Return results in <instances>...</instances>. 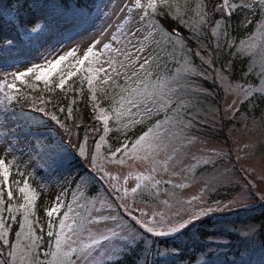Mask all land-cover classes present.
Instances as JSON below:
<instances>
[{
    "label": "snow or ice",
    "instance_id": "snow-or-ice-1",
    "mask_svg": "<svg viewBox=\"0 0 264 264\" xmlns=\"http://www.w3.org/2000/svg\"><path fill=\"white\" fill-rule=\"evenodd\" d=\"M260 3L261 7L264 8V0H260ZM237 6L248 7L249 5L246 3L234 5L229 0H223L222 4L216 6V11L221 16L225 14L230 16L234 7ZM172 7L173 5L169 3V0H146V3H143L142 0H133L132 8H128V11L131 12L133 8L140 10L139 21L142 27L148 29V35L145 36L146 40L149 36L154 38L155 35L161 34L164 42L172 43V34L165 33L155 20V17L160 14V8L171 9ZM51 8L54 11L59 9L56 17L57 23L77 24L81 22L80 17H84L83 22H87L89 15L85 9L72 5L61 6L53 3ZM105 15H107V12ZM197 16L199 17V23L201 25L210 22L203 4L198 5ZM175 18L180 19L181 23L185 24V26H189L182 18L179 6H176ZM40 20L45 21L44 25L39 22ZM145 21H147L146 25ZM5 22L10 26L11 32L0 40V57H10L14 54V50L23 44L24 41L38 39L42 35L44 28L47 27L48 18L47 16L34 18L28 21L32 25L28 27L17 15L10 14L6 16ZM214 23L219 27L222 22L221 20H215ZM119 27H123V25ZM260 27L262 32H264V25ZM113 38L115 39V36ZM99 43L100 41H95L94 44L88 46L80 57H76L77 49H73L66 55L60 56L54 62L49 61L46 66L33 65L27 68L26 72H16L13 74L14 79L12 82H7V77H5L4 82H0V93H3L5 84L9 91L15 90L16 81H22L29 74H35L37 81H45V88L48 91L54 92L56 88L63 90L66 81L75 75V73L69 71L65 74L61 69L59 83L55 84L53 88H48L47 80L53 73L57 72L64 61L69 57H74L76 58V64L73 67L79 65L77 68L78 72L88 73L86 79L89 85V91L92 93L89 100L92 102L94 118L103 122V130L107 134L110 131V117L96 104V86L94 85L96 73L103 71V69L95 70L92 66L97 61V53L94 51V47ZM157 43H160V41H157ZM103 47L104 49H109L110 45L104 44ZM139 51H143V47ZM177 54L184 57V72L194 71L191 61L188 59L190 51L183 45L174 46L170 55L176 56ZM196 55L200 57L203 63L211 64V60H206L205 57L200 56L199 51L196 52ZM151 61L152 57H148L145 58L144 63L140 64V70L145 71V75L142 78L135 71L132 73V77H136L135 80L132 77H128L126 86L120 90L119 106L117 107L114 104L111 111L118 125L122 122V118L125 115L140 116V120H131L129 125L124 126L125 129L135 123L151 120L154 115L158 116L160 112L165 113L164 119H157L154 124H150L135 139L121 143L114 151L109 148V154L107 156L100 151L102 146L101 142H96L95 151L88 145L87 128H85L84 140L80 141L77 139L75 144H73L71 140L72 131L73 129L81 127L80 123L74 122L70 126L65 121H61L56 114L45 112L43 107L36 109L37 111L44 112L51 121L55 122L64 130L65 134L69 137L68 145H72L76 149L78 156L89 163L91 173H103V175H100V179L106 182L108 191L115 199L109 202L107 195L100 196L97 193L96 197H93L90 201L93 206L97 200L100 203V207L94 208V210L101 212L104 209H108L111 212H116L115 215L93 217L91 215L92 210L90 209L87 216L82 215L78 209L83 207V205H79L78 201H76V196L79 194L80 199L86 198L84 191L87 188V181L84 177H81L77 183V190L73 194L75 207L73 202L67 203L66 210L59 217L58 223L53 217L60 212L61 208L65 207L64 201L60 197H55L56 203L46 211V216L49 218L47 234L50 238L54 237V240H49L48 251L43 254L45 260L39 259L40 253L38 249L42 236L36 235L35 225L38 221L32 219L35 216L37 195L31 190L28 179L24 178L25 173L20 171L18 160L14 153L26 152L28 161L30 163L38 162L39 167L46 173H58L66 169L69 153L63 141L60 144H49L36 136L33 128L38 127L40 123L38 121H25L23 124H20L13 113L10 117L13 123H8L9 116L7 114L9 113V107L5 104V100L10 105L13 100L19 102V97L4 93V99H0V114L4 115L6 122L0 125V139L7 144V147L4 148V156L0 157V264H107L108 261H111L112 256L125 250H130L132 245L143 238L137 226L144 233H149L157 237L182 235L183 231L196 220L214 211H223L230 206H221L217 202L215 206L199 207L198 209L189 210L186 214L182 215L181 213H177L174 216L169 215L165 210L157 211L155 209L149 214L139 206L137 199L141 198V202H143L145 194L149 198L159 197L158 185L161 181L155 180L154 178V174L158 171L156 156L166 148L164 140L168 134L169 126L178 125L182 122V113L185 108L183 102L178 99H173L177 93V89L172 87L177 82L175 78L158 74L155 79H152L153 73L150 70H146V65H149ZM261 69L260 75L262 80H264V64L261 65ZM109 79H111V76H106L105 83ZM258 90L264 94V82H262ZM252 91V88L245 89L244 95L248 96ZM40 103L44 104L45 101L41 99ZM173 104H175V107H173ZM33 107H35V104H33ZM133 109H136L135 113H133ZM63 110L62 108L61 111ZM72 113L73 108L70 104L68 106V115L65 119H73ZM95 130L93 128V131ZM116 130L121 131V128L117 127ZM27 137H36V143L27 140ZM21 139H25L26 143L21 144ZM103 140L104 136H101L100 141ZM117 153H122L119 159H117ZM8 155H12L11 160L7 159ZM124 157H129L133 160H143L145 162L150 161L152 165L149 172L136 175L137 182L131 188L127 184V176L121 182L120 177L104 170L103 164L101 163L107 160L109 163L123 165L125 163ZM14 167L16 168V174L21 177V181H15V183L17 184L18 191L23 194L24 199V203L18 206L12 204V200L14 199L12 184L14 181L10 178L12 176L11 169ZM21 182L23 183L22 187L19 186ZM167 183H171V181H167ZM174 187H181V185H174ZM5 188H7V201L5 200ZM171 195L175 197L176 194L173 192ZM196 199L197 197H192L187 203H193ZM261 199H264V194H261ZM161 203L167 205L168 201L165 200ZM118 209L123 210L127 219L119 214ZM5 211L7 212V217L5 216ZM17 213L21 216L19 221H17ZM184 215L187 218H184ZM8 221L19 224V229L15 231L16 238L14 241H10L9 239L11 224ZM108 221H111L113 226L106 228L99 235L92 233L87 228L89 224L107 223ZM85 232H87L86 237L84 236ZM114 240H118L119 244L113 245L111 242ZM105 241L109 242L108 247H105ZM145 243L147 244V241ZM145 250L150 249L146 248ZM160 254L165 255L166 253ZM204 255L206 258L201 264H223L218 258H213L211 253ZM249 256L250 253L247 251L242 252L239 259L233 260L231 264H255L254 261L249 259ZM260 264H264V260H261Z\"/></svg>",
    "mask_w": 264,
    "mask_h": 264
},
{
    "label": "rangeland",
    "instance_id": "rangeland-1",
    "mask_svg": "<svg viewBox=\"0 0 264 264\" xmlns=\"http://www.w3.org/2000/svg\"><path fill=\"white\" fill-rule=\"evenodd\" d=\"M0 1L4 3L10 2L7 8L2 9L6 19L7 15H16L18 3L20 5L24 0ZM142 2L146 3V0H142ZM95 3L100 4L99 14L102 13L99 21L100 25L93 29L86 27L71 33L72 24L66 25L64 23H57V18H54V10L52 8L49 10V13H42L41 6L43 0H28L25 9H32L34 12H38L39 17L47 16V27L44 28L42 35L38 39L29 41V46L33 45L34 50L23 54L24 51L30 49L27 48L18 55V58L10 56L13 59L8 60V62L4 60L9 66L7 64H0V66H3L0 67V82H4L5 77H7V82H12L14 73L26 72L27 68L33 65L46 66L49 61L54 62L56 59H59L60 56L66 55L73 49H77L76 57H80L82 52L86 50L88 46L94 44L95 41H100V43L96 44L94 47V51L97 55L98 53L109 54V49H104V44L110 46H118V44L123 45L124 39L130 37L136 42L142 39V36L148 34V29L142 27L139 21L140 10L133 8L131 12L128 11V8H132L133 0H96ZM241 3L249 5V12L245 14L243 22V25H246L252 19L254 12L261 7V3L260 0H241ZM125 5H127V7H125ZM121 9H123V11H121ZM106 12L107 15H105ZM39 22L42 25L45 23L44 20H40ZM146 23L147 21H145V25ZM120 25H123V27H119ZM261 25H264V12L262 20L256 25L253 33L237 42L240 50L243 49L246 54H250L252 59L251 65L256 67L255 72L259 74V80L256 82L249 81L248 83H240L239 85V82H231L219 69L213 68V75L217 78L223 90V94L220 98V106L216 105L210 107L207 112L204 111L201 113V117L198 118L201 122L218 127V114L221 113L224 118L233 122L226 131L230 137L228 138L230 146L226 143L224 144L222 141L223 139L214 140L193 132L186 126L189 125V123L184 119L178 125H170L168 134L164 140L166 148L160 151L156 156L158 171L154 174V178L155 180L161 181L158 185L159 197L149 198L147 194H145L143 202H141V198H138L137 202L144 211L151 214L153 209L157 211L165 210L169 215L174 216L177 213L183 215L189 210L198 209L199 207L215 206L217 202L214 200L220 199L221 197L223 198V201L219 200L221 206L247 207L257 204V212L264 211L261 209L262 205L259 204L261 203L260 201L264 203V199H261V194H264V116L262 112L258 113V115L255 113V109H261L257 100L263 99L264 96V94L258 90L262 82H264L260 75L262 71L261 65L264 64V32H262ZM133 27H135L134 31L130 32ZM129 32L130 34H128ZM114 36L115 39L113 38ZM18 48L15 49L14 52L17 50L21 51V49ZM117 53L119 52L117 51ZM205 59L207 60L209 58L205 57ZM67 60H69V63L63 72L66 74L71 71L76 74L77 68L79 67V65L73 67V65L76 64V58L69 57ZM9 61H13L14 65ZM64 62L62 63L63 65ZM104 64L113 65L114 60L108 55L106 63ZM101 65L102 63L96 61L93 68L99 70ZM205 65V70H200L193 65L192 68L194 71L188 72L186 79H189L188 75L194 74L211 77L212 72L207 69L209 64L205 63ZM182 68L184 72V64ZM59 79L60 74L57 76V83H59ZM48 81H51V76L48 78ZM174 85L175 84H173L172 87H174ZM187 85L190 87V90H201V95H206L207 93L205 89L202 90L203 88L197 86L191 79L187 81ZM248 88H252L253 91L248 96H245L244 90ZM4 93L9 94L6 84L3 93H0V99H4ZM191 96L200 98V95L197 93L191 94ZM10 111L12 110L10 109ZM132 111L134 113L136 109ZM262 111H264V107ZM190 116L196 119L195 115ZM136 117L137 115H125L123 119L127 122L130 118ZM16 118L19 121V117L16 116ZM5 122L4 115L0 114V125H3ZM11 123H13V121ZM26 139L30 140L32 143H36V137H27ZM96 142H101L102 146L100 151L103 153L102 148L105 141H100V139H98ZM20 143L25 144L26 140L21 139ZM95 144L93 151H95ZM6 147L7 144L0 139V157L4 156V148ZM14 155L17 157L20 171L25 173L24 178L27 179L30 173H32V175L35 174V178L37 180L39 179L42 185L45 186V215L46 211L56 203L55 197H60L61 200L64 201L65 207L61 208L60 212L53 217L57 223L59 217L62 216L63 212L66 210L67 203H74L73 194L77 190V183L80 181L81 177H84L87 181V188L90 183L95 182L97 185H95V189H93L94 192L89 193V195L86 194V190L84 191L85 199H80L79 194H77L76 201H78L79 205H83V207L78 209L79 212L87 216L91 209V215L93 217L116 214V212H111L108 209L96 212L94 208L100 207L99 201L97 200L94 206L90 202L93 197H96L97 193H99L100 196L107 195L109 202L115 199L108 191L106 182L103 180L106 185V191L99 182L98 178L100 175H103V173L95 176L93 173L84 172L72 187L70 177L63 176L59 178V172L46 173L39 167L38 162L30 163L28 161L26 152H17L14 153ZM121 155L122 153H119L117 159H119ZM169 157H171V159H169ZM7 159L11 160L12 155H8ZM124 160L125 163L123 165L119 163H109L107 160L101 163L103 164L104 170L112 175L120 177L121 182H123V178L127 176V184L129 188H131L134 187L137 182L136 175L149 172L152 165L150 161L133 160L129 157H124ZM11 172L15 181H21L19 175L15 176V167L11 169ZM73 174H75V171ZM167 181H171V183H167ZM174 185H181V187H174ZM19 186L22 187L23 183L21 182ZM29 186L33 191L30 183ZM13 189L17 196L22 199L20 204L24 203L23 194L18 191L16 183ZM173 192L176 194L175 197L171 195ZM192 197H197L196 201L187 203ZM165 200L168 201L167 205L161 203ZM119 210L120 209H118V212L120 214ZM125 218L127 219V217ZM184 218H187V216L184 215ZM47 219L46 226L43 229V238L38 249L40 260H45L43 254L48 251L49 240H54V237L50 238L47 234L49 218L47 217ZM112 226V222L108 221L107 223L89 224L87 228L92 233L99 235L104 232L106 228ZM138 230L142 233L143 238L132 245L130 250H125L112 256L111 261H108L107 264H147L149 250L146 251L145 249L150 248L152 237L157 236H153L149 233H147V236L139 227ZM35 233L39 236L36 231ZM209 234L210 235L205 238H199L196 235L192 237V246L189 245L188 249L191 252H195L190 254V258L188 257L183 261L177 260L174 255L175 251L173 252V250H175L174 248L157 246L154 264H201L206 258L204 254L207 253H211L213 258H218L223 264H231L233 260L239 259L240 254L245 251L250 253L249 259L254 261L255 264H260V261L264 260V236L258 231L256 223L253 222L250 217L246 218L241 224L220 225V227L216 228L215 233ZM84 236H87V232L84 233ZM15 238L16 237H14V240ZM44 238L46 242H43ZM145 241H147V244ZM111 243L113 245H118L119 241L114 240ZM104 244L105 247L109 246L108 241H105ZM160 253L166 254L161 255Z\"/></svg>",
    "mask_w": 264,
    "mask_h": 264
},
{
    "label": "trees",
    "instance_id": "trees-1",
    "mask_svg": "<svg viewBox=\"0 0 264 264\" xmlns=\"http://www.w3.org/2000/svg\"><path fill=\"white\" fill-rule=\"evenodd\" d=\"M95 1L96 0H43L41 6L43 12H39L43 14L49 13L53 3L61 6L72 5L77 8H83L89 14L87 22H83L84 17H80V23L72 24L71 33L86 27L93 29L100 25L99 21L101 16V14H97V16L93 14L97 5ZM229 2L234 5L241 4V0H229ZM27 3L28 0H24L20 5L18 3L16 15L26 26L31 27L32 25L29 24L28 21L39 17V13L34 12L32 9H25ZM169 3L172 4L173 7L171 9L160 8V14L155 17V20L165 33L172 34V43L164 42L161 34L155 35L154 38L149 36L146 40L145 36H147V34L136 42L130 37L124 39L123 45H111L109 47V54L98 53L97 55V61L102 63L99 69H103V71H98L96 79L94 80V85L96 86V104L110 117V131L107 134L104 133L103 122L94 118L92 102L89 100L92 93L89 91V85L86 79L88 73L86 72L80 73L77 71L73 77L66 81L63 90L60 88H56L54 92L46 90L45 81H35L32 74L27 76L23 81H18L15 90H8L9 95L19 97V102L13 100L11 104L8 105V102L5 100V104L9 107V113L7 114L9 120L7 122H12L10 117L13 113L15 116L19 117L20 124H23L25 121H38L40 123L38 127L33 128V132L40 137V140L49 144H60L61 141H63L69 154L67 157L66 169L61 170L58 177H72V187L84 172L89 173L91 171L89 163L78 156L76 149L72 145H68L67 142L69 137L65 134L64 130L55 122L51 121L44 112L37 111L36 109L43 107L45 112L56 114L61 121H65L70 126L74 122L80 123L81 127L73 129L72 131L71 140L73 144H75L77 139L80 141L84 140L85 128L88 129V145L92 150L96 141L100 139L101 136H104L105 143L102 150L104 155L107 156L109 148L114 151L121 143L135 139L142 131L146 130L150 124H154L157 119H164L165 113L160 112L158 116L154 115L151 120L135 123L125 129V125H129L131 120H140V116L137 115L136 118H130L127 122L124 121L123 117L122 122L118 125L111 111L114 104L117 107L119 106L120 90L122 87L126 86L128 77H132L134 71L137 72L138 76L141 78L145 75V71L140 70L139 66L144 63L145 58L148 57H152V61L149 65H146V70H150L153 73L152 79H155L158 74L176 79L177 82L174 83V88L177 89V93L173 99H178L185 104L182 116L183 119L189 123V125L186 126L193 132L208 138L214 140L223 139V143L230 146V141L228 140L230 137L226 131L233 122L224 118L221 113L218 114V127L201 122L198 118L201 117V113L204 111L207 112L210 107L216 105L220 106V98L223 94V90L217 78L213 75V68L219 69L231 82H239V85L240 83H248L249 81L256 82L259 80V74L255 72L256 67L251 65L252 59L250 54H246L243 49L240 50L237 42L253 33L256 25L262 20L264 8L259 7L254 12V15H252L250 22L243 25L245 14L249 12V6L234 7L230 16L227 14L221 16V14L216 11V6L222 4L223 0H169ZM9 4L10 2L4 3L0 1V40L11 32L10 26L3 23L1 17L2 9L7 8ZM200 4L204 5V10L207 11L210 21L203 25L199 23V17L197 16V8ZM176 6H179L182 18L189 26H185V24L181 23L180 19L175 18ZM58 11L59 9L54 11V18L57 17ZM215 20H221L222 23L219 27L214 23ZM134 29L135 27H133L130 32H133ZM130 32L128 34H130ZM157 41H160V43H157ZM29 43V41H26V43L21 44L19 46L20 48H18L21 49V51H15L12 57L15 56L18 58V55L27 48L30 49L24 51L23 54L34 50L33 45L29 46ZM180 45L185 46L186 49L190 51L188 59L191 61V65L198 67L200 70H205L204 67L206 65L201 61L200 57L196 55L197 51H199L200 56L207 57L211 60L212 64L207 67V69L212 72L211 77L201 74L188 75V78L191 79L193 83L203 88L202 90L205 89V92H207L206 95H201V90H190V87H188L187 81H189V79H186L187 73H184L182 68L184 57L180 54L176 56L170 55L173 47ZM141 47H143V51H139ZM117 51L119 53H117ZM108 55L114 60L113 65L104 64L106 63ZM12 57H0V64L6 65L7 63H5L4 60L8 62V60L13 59ZM133 61H135V63H133ZM9 62L14 65L13 61ZM68 63L69 60L65 61L64 65H61L60 70H65ZM95 64L96 62H94L92 66ZM113 69H115V71H113ZM60 70L54 73L51 81H47L48 88H53L55 84H57V76L60 74ZM108 75L111 76V79L107 80V83H105V78ZM132 79L135 80L136 77H132ZM81 81L83 82L81 83ZM196 93L200 95V98L191 96V94ZM41 99L45 101L44 104L40 103ZM257 102L261 106V109H255V113L258 115V113L262 112L264 116V111H262L264 107V96L263 99L257 100ZM33 104H35V107H33ZM70 104L73 108V119L66 120L65 118L68 115V106ZM173 107H175V104H173ZM62 108L64 109L63 111H61ZM10 109L12 111H10ZM169 115H171V113H169ZM190 115H195L196 119L192 118ZM117 127H120L121 131H117ZM93 128L96 130L93 131ZM118 155L119 153H117V156ZM76 169L78 170L73 175V171ZM15 176H17L16 173ZM35 177L36 175H32V173L27 177L33 191L37 195L35 216H33L32 219L38 221L35 225V231L43 238V229L48 220L44 213L46 191L45 186ZM10 179L15 183L13 175ZM95 185H97L95 182L90 183L89 187L86 189V194L89 195V193L94 192L93 189H95ZM12 190L14 196L12 204L18 206L22 199L17 196L13 188ZM4 191L5 200L7 201V192L6 190ZM261 209L264 210V204H262ZM5 216L7 217L6 211ZM248 217L256 223L258 231L264 236V211L258 213L256 207L237 208L234 210L225 209L224 211L196 220L183 231L182 235L166 237L164 239L155 238L151 243L152 248L150 250L153 256V264L156 260L155 253L157 246L174 248V255L177 260L183 261L188 257L190 258V254L195 252H191L188 249L189 245L192 246L191 240L194 235L199 238H205L210 235L209 233H215L216 228L220 227V225L241 224ZM19 220L20 214L17 213V221ZM8 222L11 224L9 239L13 241L15 231L19 228V224L11 221ZM45 240L44 238L43 242H46Z\"/></svg>",
    "mask_w": 264,
    "mask_h": 264
}]
</instances>
